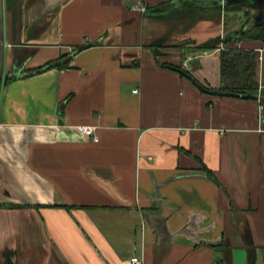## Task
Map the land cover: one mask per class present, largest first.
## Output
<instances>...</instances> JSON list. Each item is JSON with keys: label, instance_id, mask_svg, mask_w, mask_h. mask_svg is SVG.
Returning <instances> with one entry per match:
<instances>
[{"label": "crops", "instance_id": "0c3cea01", "mask_svg": "<svg viewBox=\"0 0 264 264\" xmlns=\"http://www.w3.org/2000/svg\"><path fill=\"white\" fill-rule=\"evenodd\" d=\"M1 2L0 264H264L258 8ZM223 46L256 52L255 99Z\"/></svg>", "mask_w": 264, "mask_h": 264}, {"label": "trees", "instance_id": "16d2710c", "mask_svg": "<svg viewBox=\"0 0 264 264\" xmlns=\"http://www.w3.org/2000/svg\"><path fill=\"white\" fill-rule=\"evenodd\" d=\"M254 30L257 31L259 37L263 38L262 26H257ZM226 42V38L221 40L223 44ZM49 65L50 63H47L35 71H42ZM255 66V51L223 46L220 50V73L223 83L229 85L228 87L223 86L224 89L240 95H246L248 90L257 89L258 82L254 78Z\"/></svg>", "mask_w": 264, "mask_h": 264}, {"label": "water", "instance_id": "95a60500", "mask_svg": "<svg viewBox=\"0 0 264 264\" xmlns=\"http://www.w3.org/2000/svg\"><path fill=\"white\" fill-rule=\"evenodd\" d=\"M214 1V4L216 5V6H218V8H222L223 6H224V4H228L229 3V1H236V0H213ZM248 2H249V4L252 6V7H255V8H258V9H261V6L262 5H264V0H248ZM1 5H2V2H1V0H0V15H1ZM264 23V19H262V20H259L256 24L257 25H260L261 23ZM96 44V42H94V43H88V44H86V45H81V46H78V47H76L74 50H73V52H72V54H74V53H77V52H79V51H81V50H83V49H85V48H88V47H90V46H92V45H95ZM69 58V56H66V57H63V58H61V59H58V60H56V61H54L53 63H52V65H58V64H61V63H63V62H65V61H67V59ZM232 94V93H231ZM232 95H239V94H232ZM246 97L247 98H252V99H255L256 98V96H254V95H246Z\"/></svg>", "mask_w": 264, "mask_h": 264}, {"label": "built area", "instance_id": "2783aa9c", "mask_svg": "<svg viewBox=\"0 0 264 264\" xmlns=\"http://www.w3.org/2000/svg\"><path fill=\"white\" fill-rule=\"evenodd\" d=\"M142 10H144V7L142 8ZM263 111H264V103L259 102V118L260 119L263 118ZM77 129H78V131H80L81 133L86 134V135L93 134V127H90V126L80 125L77 127ZM94 139L96 140V138H94ZM141 263H142L141 259L137 256L131 257V259L129 261V264H141Z\"/></svg>", "mask_w": 264, "mask_h": 264}, {"label": "flooded vegetation", "instance_id": "af4514ba", "mask_svg": "<svg viewBox=\"0 0 264 264\" xmlns=\"http://www.w3.org/2000/svg\"><path fill=\"white\" fill-rule=\"evenodd\" d=\"M255 17V16H254ZM255 19L257 20V22L259 20L264 19V5L261 6V9L258 10V15L255 17Z\"/></svg>", "mask_w": 264, "mask_h": 264}]
</instances>
